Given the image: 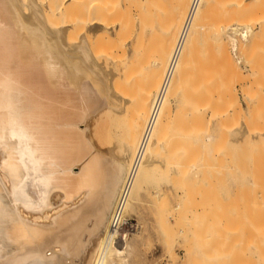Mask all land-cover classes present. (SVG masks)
Listing matches in <instances>:
<instances>
[{"label":"bare ground","instance_id":"bare-ground-1","mask_svg":"<svg viewBox=\"0 0 264 264\" xmlns=\"http://www.w3.org/2000/svg\"><path fill=\"white\" fill-rule=\"evenodd\" d=\"M167 1L170 0H0V264H134L131 260L133 240L128 233H123L124 241L118 243L120 234L113 227V220L118 215L121 219L127 218L137 202L143 180L156 168L171 164L165 156L166 152L170 155L176 152L167 150L176 134L173 105L187 92L190 95L187 85L192 84L191 80L196 83L195 78L200 72L194 71L193 65L190 67L195 59L192 56L197 57L195 47L199 45L198 39L204 33L203 27L215 3L214 0H198L193 9L176 54L172 77L148 129L134 175L129 180L128 172L147 131L156 94L192 0H173L176 4ZM162 3L170 9L175 19L171 18L177 20V24L170 22L171 18L168 26L165 22V26L157 23V16L165 14ZM225 10L228 16L225 15L226 20H221L217 28V41L211 42L213 47L220 48L214 52L226 64V61L232 62L226 37L230 38L233 53L245 44L240 41L238 45L240 42L237 43L230 31L234 30L235 34L241 35L242 41L247 42L254 28L247 15L242 16L243 19L235 17L232 5ZM157 25L165 27H162L164 36L163 29ZM156 30L162 34L158 35ZM149 31H155L154 35L161 42L151 60L148 58L147 66L139 65L145 68L143 76L136 65L141 57L145 59L142 49ZM188 71L191 74L194 71L193 79ZM138 73L143 80L137 84ZM211 75L213 73L207 76V84L216 77ZM202 78L197 82L200 80L204 86L196 85L194 92L200 89L199 86L204 90L207 87L202 84ZM210 88L212 93L209 95L213 91L214 94L219 92L216 87L213 91ZM197 92L195 99L203 96ZM213 98L211 96L210 100ZM204 102L202 104L208 108L210 105ZM204 109L205 106L201 112H195V119L199 113L203 117L206 115L208 109ZM179 112H176L177 120ZM196 121L198 123L194 121V124L198 125L199 121ZM262 130L260 134H264ZM208 134L210 136V132L205 138ZM115 136L119 145L110 147ZM107 143L111 144L110 148L105 146ZM198 147L195 150L202 148ZM196 152L195 157L199 156ZM179 162L175 163L182 166ZM200 165L203 163L198 168ZM227 238L224 241L229 242ZM193 246L188 249L194 252ZM233 248L227 252L229 256ZM167 250L176 262L174 250L172 253L171 248ZM191 251L188 252L191 254ZM205 252L197 255L202 258L200 255L204 253L211 261L227 255L220 251L221 256L216 257ZM191 257L192 260L197 258ZM227 259L224 261L228 262Z\"/></svg>","mask_w":264,"mask_h":264},{"label":"rangeland","instance_id":"rangeland-1","mask_svg":"<svg viewBox=\"0 0 264 264\" xmlns=\"http://www.w3.org/2000/svg\"><path fill=\"white\" fill-rule=\"evenodd\" d=\"M167 2L169 4H176L173 0ZM214 2L212 7L214 10L212 9L211 12H209V17L203 27V36L201 35L198 39L200 40L198 43L199 45L195 47L197 53L194 48L197 57L194 55L192 56L195 57V59L190 66L192 67L193 65V70L200 72L201 74L199 73V75L204 79L197 75V77L200 78H195L196 83H193L194 80L192 81L190 79L192 84L188 81L191 85H187V87L190 88V95L192 96L194 92L193 88L195 89L196 85H201L200 80L197 82V79L202 78L204 81H201L202 84H207L206 82L209 81L206 80L207 76L212 73L216 77L213 75H211V77H215L218 80L211 78L212 81L210 82L214 83L215 81V85H217H214L213 87L212 83V88H210L211 86L209 85V82L206 85L207 87L205 86V90L204 87H201L204 85L199 86L200 89L197 88V91L198 89L199 91L196 92L197 94L199 93L200 96H203L201 98H196L198 100L195 99L196 92H194L195 94L192 97L188 94L189 92H187V95L185 93V97L181 96L177 103L174 102L173 116L175 117L176 114L175 120H177V113L179 111L181 112H179L176 123L175 120L173 121V125L177 124L173 127L174 129L176 127V138L174 136V139L169 143H172L169 145V147H171H168L167 150L170 149L171 153L175 150L176 152L174 154L172 153V155H170L169 152H166L165 158L169 159L168 161H171L169 167L168 164H164L165 166L161 165L163 170L161 167H158L145 179V181L143 180L144 184H142V187L140 188L137 202L130 210V212L133 210L129 215L133 225L130 226L128 230L127 228L123 229L127 230L126 233H128V236H131L134 241H132L134 247V255L132 257L134 260L133 258L131 259L133 261L131 262L134 264H215L217 258H214L215 261L213 259L211 261L210 259L204 257V253H201L200 255L202 258L197 254L207 250L205 253L208 252L207 254L212 256L215 255L217 257L220 251H222L220 254L225 253L226 255L227 252L233 248L232 246H234H230L231 243H238V246H234L232 249V255H226L228 257V262L224 261V259L227 258L224 255L225 258H218L217 264H264V134L259 133V131L264 129V0H214ZM169 4L168 6H170ZM228 5H232L234 7V14L237 19H243L246 15V17H250L252 20L251 22H253L254 31L257 30L255 32L253 31L247 42L242 41L241 35L235 34L234 30L230 31L235 40H237V43L241 41L242 45L243 43L246 45L245 47L243 45L242 48L239 46L237 51H234L233 53L230 48V38L228 36L226 37L228 39L226 40L229 52H231L232 65H230L231 63L227 61L226 65L222 59H219V56L216 55L217 53L214 51L217 52L220 48L218 46L213 47V42L217 41L215 37H218V35H215L218 34L217 28L219 24L222 23L221 20L224 22V20H226V16H228L225 12ZM163 7L165 14L157 16V23L158 21L162 24L165 22V24H167L166 26H168V21H170L169 18L172 16L170 14L171 11L170 9H167V5H165V3L163 4ZM216 9L218 10L216 11ZM172 17L174 18V15ZM173 18H171L172 20L170 22L177 24V20L173 21ZM260 22H263V24H260ZM261 25H263V27H261ZM158 26L159 25H157V27ZM164 26L160 25L159 27L162 28ZM211 26L215 29L211 28ZM161 28L158 29L160 30ZM164 28H162L163 34L161 33L162 31L158 30H156V33H159L158 35L161 33L162 36H164ZM154 33L155 31H149L147 33L149 35H147V39L145 38V41H147L145 43V47L142 49V51L144 50L143 52H145L142 54L145 59L141 57L138 66L136 65L137 68H140L142 64L143 67L149 63V59L151 60L159 48L161 41L159 42L158 36L156 34L154 35ZM211 40L213 42H211ZM241 42L238 45H240ZM129 45L130 42L128 44V52L131 54L132 48L131 45L130 47ZM203 46L206 47V50L205 48L203 49ZM216 56H218V59L215 58ZM215 59H217V61ZM218 60H221L222 62H218ZM140 62L142 63L140 64ZM194 65L196 67H194ZM212 65L217 68H213ZM140 69L143 72L145 68ZM189 70L192 69L190 68ZM144 72L140 75L143 74L144 76ZM188 72L190 73L191 71ZM193 72L192 74L190 73L191 75L188 74L192 77V79L194 77L192 75H195ZM204 73H206V77H204ZM220 73L223 74L220 75ZM140 75L139 73L136 75L139 78L136 82L137 84L143 80V76ZM140 77L142 78L141 80ZM136 79L134 80V83ZM208 86L212 91L216 87L215 90L219 91V94L221 93L220 96L216 91L215 94L214 91L213 94H210L212 97L217 98H215L217 101L213 98L216 105L212 102L213 100H210L211 96L209 95V92H212L209 90ZM207 88L208 91L206 93ZM191 90L193 91L191 92ZM202 90L204 91L203 94ZM198 95H196V97H198ZM199 99L201 104L198 102ZM206 99L207 101L209 99L208 102L211 101V103L206 102ZM194 101L198 103H194ZM203 101H205L204 103H208L210 106L207 108L206 105L202 104ZM202 106L203 108L204 106L206 107L203 111L208 109L205 113L206 115L204 117L200 116V113L198 115L200 118L202 117L205 120L202 118L200 119L199 116L198 119H195L197 117L195 112H199V110L201 112L203 109L201 108ZM193 108H196L195 112L193 111ZM202 114L204 115V113ZM193 116L195 120H193ZM196 120L199 121L198 125L194 124V121L196 124L198 123ZM208 132H210V136L208 134V138L212 139V141L205 138ZM261 132H263V130ZM213 140L215 141L213 142ZM110 143H112V145L107 143L105 146L108 148L110 145V147H115V145L118 147L119 145L116 136L113 137ZM175 145L178 148L175 147ZM197 147H202L200 149L201 151L195 150ZM181 151L184 153L182 152V154ZM196 151H199L198 154ZM195 152L196 156H199L195 157ZM201 155L205 156L204 159ZM197 160L199 161V164L203 163V165L199 166L201 171L198 168L199 164L197 163ZM175 162L181 163L178 164L182 166H178ZM195 164L196 167L194 166ZM166 166L168 169H166ZM201 166L204 168L202 169ZM181 169H184V171H181ZM161 199H163V201H161ZM159 200L163 203L159 202ZM162 217L164 218L162 219ZM169 227L170 229H167ZM164 230L167 231L165 232ZM225 237H228L227 240H229V242L224 241L226 240ZM117 240L120 244L124 241V239L121 238V233L120 238ZM212 240L213 243L211 242ZM226 243L228 247L226 246ZM224 244L225 246H221ZM168 245L169 247H167ZM192 245H195L192 248V250H195L194 252L190 250ZM196 246H198V248L200 247L202 251L199 250L200 248L196 249ZM168 248H171V253L174 250L173 256L176 259V262L172 261L173 258L170 257L169 251L167 250ZM212 248L214 250H212ZM196 250H199L197 254H195ZM188 251H191L194 254H190ZM212 251L214 254H212ZM233 252L235 254H233ZM187 253L190 254L188 255L189 258ZM191 255L194 259L195 257L197 258L192 260ZM222 260L223 262L220 263L219 261ZM194 261L196 262L194 263Z\"/></svg>","mask_w":264,"mask_h":264},{"label":"built area","instance_id":"built-area-1","mask_svg":"<svg viewBox=\"0 0 264 264\" xmlns=\"http://www.w3.org/2000/svg\"><path fill=\"white\" fill-rule=\"evenodd\" d=\"M197 1L198 0H192L191 1L190 9H189V12H188L186 21L184 23L183 29H182V31L180 33V36H179L177 45L175 47V51L173 53V56L171 58V61H170L169 65H168V67H167V69L165 71V74H164V77H163V80H162L161 87H160L158 93L156 94V99H155L154 104H153V107L151 109L150 117L148 119V125L146 127V130L147 131H146V133H145V135L143 137V140L141 141V145H140V147L138 148V150L136 152V155L134 157V160H133V162L131 164V167H130V170L128 172L129 180L134 175V171H135L137 162L139 161V158H140V155H141V152H142V149H143V145H144V142H145V139H146V135H147L148 129L150 128L153 120L155 119V117H156V115L158 113V109H159V105H160L161 99H162V97H164L166 88H167V86H168V84L170 82V79L172 77V74H173V64H174V61H175V58H176V54H177V51L179 49V46H180V44L182 42L183 35L185 33V30L187 29L188 21L190 20V17L192 15L193 9L195 8V5H196ZM234 47L235 46L233 45V48ZM120 216L119 215L116 216L115 219L113 220V227L114 228H117L119 230V234L121 233V238H123V233H126L127 232V230L129 229V227L133 225V222L129 218V216L127 218H124V219H121ZM126 228H127V230H123V229H126ZM119 238H120V235L117 237V239H119Z\"/></svg>","mask_w":264,"mask_h":264}]
</instances>
